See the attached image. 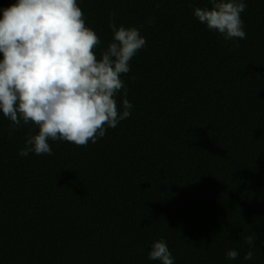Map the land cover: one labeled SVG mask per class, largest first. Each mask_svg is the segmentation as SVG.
<instances>
[{
	"label": "trees",
	"instance_id": "1",
	"mask_svg": "<svg viewBox=\"0 0 264 264\" xmlns=\"http://www.w3.org/2000/svg\"><path fill=\"white\" fill-rule=\"evenodd\" d=\"M245 2L246 37L226 40L194 15L209 0H77L98 58L111 14L146 38L121 76L131 115L24 157L37 129L10 137L0 112V264H161L160 239L174 264H264V0Z\"/></svg>",
	"mask_w": 264,
	"mask_h": 264
},
{
	"label": "clouds",
	"instance_id": "2",
	"mask_svg": "<svg viewBox=\"0 0 264 264\" xmlns=\"http://www.w3.org/2000/svg\"><path fill=\"white\" fill-rule=\"evenodd\" d=\"M210 7H196L194 15L209 30L226 40L244 39L241 13L245 0H209ZM0 112L13 127L33 125L20 156L52 155L49 140H63L77 146L95 143L131 115L133 105L121 79L130 72V61L146 45V38L135 26L115 23L107 47L96 49L100 37L85 23L77 0H17L0 9ZM151 23L152 21H148ZM123 93L122 110L116 96ZM251 247L252 236L246 237ZM229 259L238 251L229 249ZM248 251L244 259H252ZM150 260L174 264L167 243L153 242Z\"/></svg>",
	"mask_w": 264,
	"mask_h": 264
}]
</instances>
